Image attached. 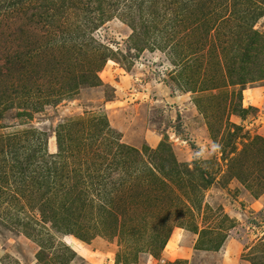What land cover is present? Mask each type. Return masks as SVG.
Here are the masks:
<instances>
[{
	"label": "rangeland",
	"instance_id": "1",
	"mask_svg": "<svg viewBox=\"0 0 264 264\" xmlns=\"http://www.w3.org/2000/svg\"><path fill=\"white\" fill-rule=\"evenodd\" d=\"M241 261L264 264V0H0V264Z\"/></svg>",
	"mask_w": 264,
	"mask_h": 264
},
{
	"label": "clouds",
	"instance_id": "2",
	"mask_svg": "<svg viewBox=\"0 0 264 264\" xmlns=\"http://www.w3.org/2000/svg\"><path fill=\"white\" fill-rule=\"evenodd\" d=\"M220 148L219 144H212L211 149L203 148L198 151H196L193 155L194 160H201L207 158V156H210L215 151H218Z\"/></svg>",
	"mask_w": 264,
	"mask_h": 264
},
{
	"label": "trees",
	"instance_id": "3",
	"mask_svg": "<svg viewBox=\"0 0 264 264\" xmlns=\"http://www.w3.org/2000/svg\"><path fill=\"white\" fill-rule=\"evenodd\" d=\"M95 153H96V152H95ZM96 158H97L96 160H93L92 162H90V164H91L92 167H98V164L100 163V160H102V159H103V161H107L105 157L103 158V157H100V156H97V155H96ZM95 162H96V163L99 162V163L96 164ZM109 168H110L109 166H106V169H109Z\"/></svg>",
	"mask_w": 264,
	"mask_h": 264
},
{
	"label": "crops",
	"instance_id": "4",
	"mask_svg": "<svg viewBox=\"0 0 264 264\" xmlns=\"http://www.w3.org/2000/svg\"><path fill=\"white\" fill-rule=\"evenodd\" d=\"M238 264H249L248 262H246V261H241V262H237Z\"/></svg>",
	"mask_w": 264,
	"mask_h": 264
}]
</instances>
